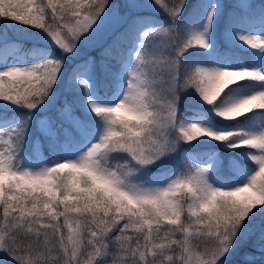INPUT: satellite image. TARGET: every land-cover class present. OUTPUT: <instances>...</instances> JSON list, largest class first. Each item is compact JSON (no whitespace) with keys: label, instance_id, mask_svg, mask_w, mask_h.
<instances>
[{"label":"snow or ice","instance_id":"snow-or-ice-1","mask_svg":"<svg viewBox=\"0 0 264 264\" xmlns=\"http://www.w3.org/2000/svg\"><path fill=\"white\" fill-rule=\"evenodd\" d=\"M0 264H264V0H0Z\"/></svg>","mask_w":264,"mask_h":264},{"label":"trees","instance_id":"trees-1","mask_svg":"<svg viewBox=\"0 0 264 264\" xmlns=\"http://www.w3.org/2000/svg\"><path fill=\"white\" fill-rule=\"evenodd\" d=\"M113 1H119V0H113ZM120 2H121V0H120ZM9 35L13 39L15 38V36L12 33H9ZM25 47H31L30 42H25ZM101 51H102V48L100 47L98 49H95L93 52L87 54V55H91V54L95 55V72H96V75L99 79H103L104 72H105V66L111 65L114 63V61H111L108 57L102 56ZM87 58L88 57H86V56H84V57L80 56L77 58L76 61H74V63H79L80 61L87 59ZM63 101H64V97L61 96V98L57 102L58 106L62 105ZM44 154L46 156L49 155V153L46 150H45ZM258 256H259V254L257 253V257ZM236 259L239 260L240 257L238 256V257H236Z\"/></svg>","mask_w":264,"mask_h":264},{"label":"rangeland","instance_id":"rangeland-1","mask_svg":"<svg viewBox=\"0 0 264 264\" xmlns=\"http://www.w3.org/2000/svg\"><path fill=\"white\" fill-rule=\"evenodd\" d=\"M113 2H120V0L119 1H113ZM101 46H94V47H89V48H84V46L82 45L81 46V57L83 56H87V54L88 53H91V52H93L95 49H98V48H100ZM79 56V57H80ZM88 57H92L93 59H94V57H95V55L94 54H91V56L90 55H88ZM58 102V101H57ZM57 106H58V104H57ZM50 115H53V116H58V113H55V112H52V113H50ZM35 130V129H34Z\"/></svg>","mask_w":264,"mask_h":264}]
</instances>
